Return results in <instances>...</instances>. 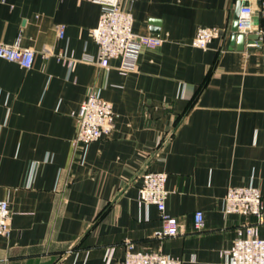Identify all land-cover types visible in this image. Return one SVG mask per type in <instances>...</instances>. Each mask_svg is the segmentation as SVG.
Segmentation results:
<instances>
[{"label":"crops","instance_id":"obj_1","mask_svg":"<svg viewBox=\"0 0 264 264\" xmlns=\"http://www.w3.org/2000/svg\"><path fill=\"white\" fill-rule=\"evenodd\" d=\"M238 1L127 4L134 33L163 43L135 46L134 69L122 74L123 58L108 68L84 61L97 55L99 4L0 0V43L21 35L36 52L30 70L0 59V198L12 212L0 264H120L127 243L183 264H225L244 221L225 215L227 190L252 186L264 197V47L232 44ZM262 3L253 0L257 26ZM201 27L226 35L200 49ZM90 88L113 106L115 127L75 150V113ZM147 172L167 175L177 237L157 239V207L138 204Z\"/></svg>","mask_w":264,"mask_h":264},{"label":"built area","instance_id":"obj_2","mask_svg":"<svg viewBox=\"0 0 264 264\" xmlns=\"http://www.w3.org/2000/svg\"><path fill=\"white\" fill-rule=\"evenodd\" d=\"M89 1L101 6V15L97 28L92 30L91 37L97 46L96 56H85L84 61L108 68L110 60L123 58L126 63L121 68L122 74L134 69L135 58L132 49L144 46L148 49L159 48L163 41L155 37L138 36L133 31L134 19L127 4L136 0H80ZM253 0H243L238 19V34L246 38L258 36L257 40L248 41L249 47H264V2L258 10L262 24H255ZM60 38L65 36V26L58 27ZM226 32L215 27H201L196 33L194 46L208 49L215 40L221 39ZM0 59L14 62L30 70L33 68L36 52L21 46V35L13 44L0 43ZM133 59V60H132ZM131 60V61H130ZM69 62V67H72ZM77 133L73 147L86 148L88 145L108 138L115 127L113 106L105 101L100 92L90 88L85 99L75 113ZM167 175L160 172H147L142 177L139 187L138 204L141 208L156 206L162 222L161 229L155 233L159 240L179 236L180 227L176 217L166 210ZM225 215H236L244 221L236 229V238L232 247L225 252V264H264V239L260 228L264 224V197L252 186L229 188L225 197ZM12 212L8 202L0 198V236L8 238L11 234ZM195 229L204 228V214L197 211L194 215ZM120 264H183L182 260L163 254L160 251H137L131 243L126 244V253Z\"/></svg>","mask_w":264,"mask_h":264},{"label":"water","instance_id":"obj_3","mask_svg":"<svg viewBox=\"0 0 264 264\" xmlns=\"http://www.w3.org/2000/svg\"><path fill=\"white\" fill-rule=\"evenodd\" d=\"M258 4L262 3V0H257ZM243 4V0H239L236 5V11H235V17H234V23H233V37H232V44L234 45L235 43L238 44L239 50L244 49V45L246 40H257L258 36L256 35H251L248 36L247 38L244 35L238 34V19L240 15V9Z\"/></svg>","mask_w":264,"mask_h":264},{"label":"trees","instance_id":"obj_4","mask_svg":"<svg viewBox=\"0 0 264 264\" xmlns=\"http://www.w3.org/2000/svg\"><path fill=\"white\" fill-rule=\"evenodd\" d=\"M198 95H199V92H198V93L196 94V96L194 97V100L190 103V106L194 105V103H195V101H196Z\"/></svg>","mask_w":264,"mask_h":264}]
</instances>
